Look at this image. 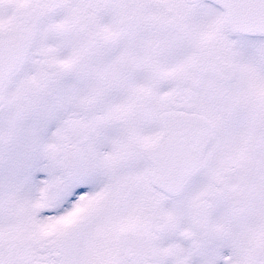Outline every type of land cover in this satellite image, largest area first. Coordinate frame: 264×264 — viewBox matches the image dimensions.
<instances>
[{
  "label": "snow or ice",
  "instance_id": "obj_1",
  "mask_svg": "<svg viewBox=\"0 0 264 264\" xmlns=\"http://www.w3.org/2000/svg\"><path fill=\"white\" fill-rule=\"evenodd\" d=\"M0 264H264V0H0Z\"/></svg>",
  "mask_w": 264,
  "mask_h": 264
}]
</instances>
